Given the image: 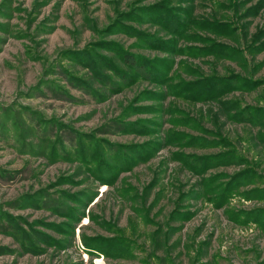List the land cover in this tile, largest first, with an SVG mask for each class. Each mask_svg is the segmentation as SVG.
<instances>
[{
  "label": "rangeland",
  "instance_id": "374dc122",
  "mask_svg": "<svg viewBox=\"0 0 264 264\" xmlns=\"http://www.w3.org/2000/svg\"><path fill=\"white\" fill-rule=\"evenodd\" d=\"M0 264H264V0H0Z\"/></svg>",
  "mask_w": 264,
  "mask_h": 264
}]
</instances>
